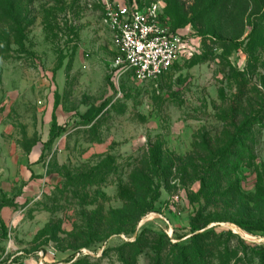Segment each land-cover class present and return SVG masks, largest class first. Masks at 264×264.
Instances as JSON below:
<instances>
[{"label": "rangeland", "instance_id": "rangeland-1", "mask_svg": "<svg viewBox=\"0 0 264 264\" xmlns=\"http://www.w3.org/2000/svg\"><path fill=\"white\" fill-rule=\"evenodd\" d=\"M117 1L182 36L156 83L114 68L101 0H16L0 25V264H264V6Z\"/></svg>", "mask_w": 264, "mask_h": 264}, {"label": "built area", "instance_id": "built-area-1", "mask_svg": "<svg viewBox=\"0 0 264 264\" xmlns=\"http://www.w3.org/2000/svg\"><path fill=\"white\" fill-rule=\"evenodd\" d=\"M101 23L111 33L113 66L140 83H156L167 74L185 43L182 36L160 24L157 2L146 7L101 0Z\"/></svg>", "mask_w": 264, "mask_h": 264}, {"label": "trees", "instance_id": "trees-1", "mask_svg": "<svg viewBox=\"0 0 264 264\" xmlns=\"http://www.w3.org/2000/svg\"><path fill=\"white\" fill-rule=\"evenodd\" d=\"M221 1L222 0H212L211 3L209 4V7L214 6L216 8L218 6V4L220 5ZM248 1L251 2L254 7L258 6V5L264 6V0H248ZM225 2H226V0H225ZM225 2H222V3L225 4ZM15 3H16V0H0V25H4L8 22L12 28L19 29V21H18L19 19L16 15V12H15ZM124 3H127V2H124ZM233 3L234 2L232 1L231 4H233ZM128 4H130V3H128ZM55 126L56 125L53 123L52 130L54 128L58 129V127H55ZM153 157L154 156H152V160H150L149 163L147 162V166L151 163H152L153 167L156 165V163L153 160L154 159ZM131 207L133 209L131 213H134L136 215L137 219L142 217L148 210H150V208H149L150 206H148L147 203L144 202L143 200L133 201L131 203ZM240 227L247 230V231L256 230L254 225H251L247 222L240 223ZM193 229L194 228H190V229L182 228L181 232L183 235H186V234H188V231H192ZM144 232H145V230H143L138 235V237L136 238L135 241L129 243V245H132L135 248V254L141 252V248L146 244L147 238L144 237V235H143ZM181 262H182V260H181Z\"/></svg>", "mask_w": 264, "mask_h": 264}, {"label": "crops", "instance_id": "crops-1", "mask_svg": "<svg viewBox=\"0 0 264 264\" xmlns=\"http://www.w3.org/2000/svg\"><path fill=\"white\" fill-rule=\"evenodd\" d=\"M0 139L2 141L1 137ZM0 155L2 156L0 158V223H3L8 218V213L11 206L8 199L10 198L14 184H12V182H9L10 177H8L7 179L3 174L5 172V166H6L5 158L8 159L9 157L8 152L0 151ZM30 155L31 154L26 153L23 148L22 150L17 149L14 160V170L17 167V170L19 168V172H20V177L17 175L16 179L18 180L19 177L20 182L24 181L27 190L31 188V183L28 181L30 178V171H29L30 165L28 163L31 160Z\"/></svg>", "mask_w": 264, "mask_h": 264}]
</instances>
